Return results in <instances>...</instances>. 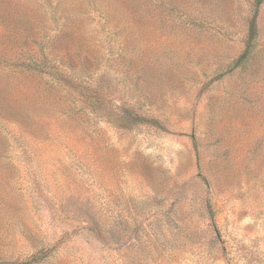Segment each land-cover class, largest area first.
I'll list each match as a JSON object with an SVG mask.
<instances>
[{"label": "rangeland", "instance_id": "obj_1", "mask_svg": "<svg viewBox=\"0 0 264 264\" xmlns=\"http://www.w3.org/2000/svg\"><path fill=\"white\" fill-rule=\"evenodd\" d=\"M247 1L0 0V60L106 62L114 104L123 87L154 122L116 127L65 85L0 66V264H264V2L247 64L226 67Z\"/></svg>", "mask_w": 264, "mask_h": 264}, {"label": "trees", "instance_id": "obj_2", "mask_svg": "<svg viewBox=\"0 0 264 264\" xmlns=\"http://www.w3.org/2000/svg\"><path fill=\"white\" fill-rule=\"evenodd\" d=\"M264 0H248L247 1V22L246 32L244 35V47L240 53L227 64V70H232L237 67H244L255 47L257 36L256 16L259 6ZM47 3V2H46ZM164 4V3H163ZM168 11L176 13L180 21L194 24L195 21L190 14L184 13L174 7L166 8ZM47 15L50 21L54 24L56 31L60 27L61 19L55 10V7L48 4ZM93 21L94 30L100 34L102 44L107 56L119 52L118 39L113 30H110L106 23V17L102 10L92 8L88 12ZM192 21V22H191ZM200 26V25H199ZM0 66L17 70H31L47 76L56 84L65 85L70 93L78 100L84 108L89 109L96 115H99L114 126L119 128H130L136 123H154L153 118L145 113L136 114L129 110L124 104V88L119 91V99L121 104H114L111 97L112 89L116 88L114 77L109 74L110 68L103 63L97 70L81 74L77 70L72 69L67 63L57 57H50L45 50H41L40 54L35 57L27 55L23 59L10 61L1 59ZM116 77V76H115ZM118 77V76H117ZM120 81V80H119ZM134 103L131 104L133 107ZM133 109V108H130ZM194 146L196 147V139L191 136ZM210 208V206H209ZM39 257L33 254L30 258L15 262L16 264H30L38 262Z\"/></svg>", "mask_w": 264, "mask_h": 264}]
</instances>
